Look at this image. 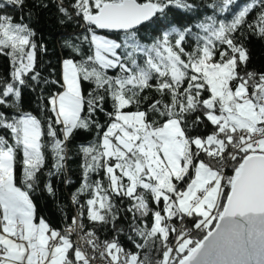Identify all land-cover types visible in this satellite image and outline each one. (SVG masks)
<instances>
[{"label": "snow or ice", "instance_id": "snow-or-ice-1", "mask_svg": "<svg viewBox=\"0 0 264 264\" xmlns=\"http://www.w3.org/2000/svg\"><path fill=\"white\" fill-rule=\"evenodd\" d=\"M50 6L55 65L33 26ZM252 37L264 0H0V264H264Z\"/></svg>", "mask_w": 264, "mask_h": 264}, {"label": "trees", "instance_id": "trees-1", "mask_svg": "<svg viewBox=\"0 0 264 264\" xmlns=\"http://www.w3.org/2000/svg\"><path fill=\"white\" fill-rule=\"evenodd\" d=\"M31 3V0H29ZM36 3H39L40 0H35ZM38 14V22L34 23V27L37 29L38 35L37 40L43 42L47 46V53L39 57L40 62L47 65L49 62L55 65L57 59L61 56L60 43L62 37L59 35L64 32V28L58 23L55 16V9L49 7L46 10L36 9ZM247 47L250 50V67L256 69H264V41L252 37L247 42ZM7 61L4 58H0V71H6ZM49 69L46 67L45 72ZM26 110L33 111L34 114H38L36 111V105L33 103L25 104ZM80 159L78 156L72 155V159L69 160L67 164V175L72 178L74 181L79 180L80 172L78 165ZM44 182V177L41 176L40 187L42 188ZM53 184L58 189L57 196L60 203H66L68 200V193L76 185L74 184L72 188H66L63 184L60 183L58 178H53ZM34 202L37 205L38 215L44 216L53 226L60 225V215L57 210V203L52 197H49L47 193L37 190L33 193Z\"/></svg>", "mask_w": 264, "mask_h": 264}]
</instances>
